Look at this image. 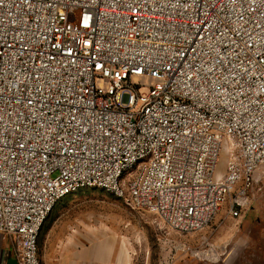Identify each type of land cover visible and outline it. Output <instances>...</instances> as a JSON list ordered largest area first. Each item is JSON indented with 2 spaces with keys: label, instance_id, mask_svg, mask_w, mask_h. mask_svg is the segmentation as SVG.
I'll return each mask as SVG.
<instances>
[{
  "label": "built area",
  "instance_id": "1",
  "mask_svg": "<svg viewBox=\"0 0 264 264\" xmlns=\"http://www.w3.org/2000/svg\"><path fill=\"white\" fill-rule=\"evenodd\" d=\"M262 175L264 0H0V235L19 264H42L81 190L194 235L244 215Z\"/></svg>",
  "mask_w": 264,
  "mask_h": 264
},
{
  "label": "rangeland",
  "instance_id": "2",
  "mask_svg": "<svg viewBox=\"0 0 264 264\" xmlns=\"http://www.w3.org/2000/svg\"><path fill=\"white\" fill-rule=\"evenodd\" d=\"M226 165L227 151L224 149L219 175L225 173ZM85 191L71 204L78 212V227L98 232L101 237L120 244L123 241L138 244L141 258L148 255L150 264H264V175L257 181L252 207L244 215L237 219L230 218L225 206L203 231L194 234L199 235L201 243L208 242L198 249L209 250L212 247V260H200L195 254H190L186 259L174 261L161 248L159 233L147 230L145 224L148 219L152 220L150 217L145 218L139 214L137 222L132 211H127L121 203L111 199L102 190ZM132 224H139L137 231L132 230ZM145 238L150 240L149 248L144 245Z\"/></svg>",
  "mask_w": 264,
  "mask_h": 264
},
{
  "label": "crops",
  "instance_id": "3",
  "mask_svg": "<svg viewBox=\"0 0 264 264\" xmlns=\"http://www.w3.org/2000/svg\"><path fill=\"white\" fill-rule=\"evenodd\" d=\"M111 199L121 203L127 211L135 214L137 222L142 214L148 219L147 230L159 233V241L167 257L176 260L186 259L189 254H183L180 249L183 246H203L199 241V235H180L175 232H167L161 229L156 216L148 212L136 211L113 195L101 191ZM81 190L58 202L55 209L46 221L39 236L38 248L42 264H150L147 255L141 258L138 244L123 241L121 244L114 240L101 237L98 232L82 230L78 227L80 220L78 212L71 204L85 194ZM147 215V216H146ZM139 224H132V230L137 231ZM144 245L149 248L150 240L145 238ZM205 242V241H204ZM196 248V247H195ZM165 257V255L163 254ZM0 264H19L15 250V243L9 238L0 235Z\"/></svg>",
  "mask_w": 264,
  "mask_h": 264
}]
</instances>
